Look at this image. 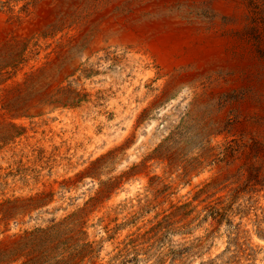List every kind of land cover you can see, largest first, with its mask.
<instances>
[{"label":"rangeland","instance_id":"1","mask_svg":"<svg viewBox=\"0 0 264 264\" xmlns=\"http://www.w3.org/2000/svg\"><path fill=\"white\" fill-rule=\"evenodd\" d=\"M0 264H264V0H0Z\"/></svg>","mask_w":264,"mask_h":264}]
</instances>
